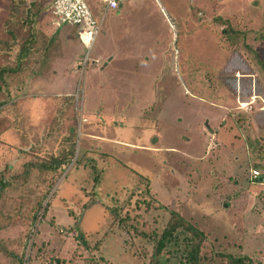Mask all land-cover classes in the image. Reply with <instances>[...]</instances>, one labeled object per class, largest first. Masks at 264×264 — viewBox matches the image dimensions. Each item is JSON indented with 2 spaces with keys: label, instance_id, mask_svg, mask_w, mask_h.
<instances>
[{
  "label": "rangeland",
  "instance_id": "374dc122",
  "mask_svg": "<svg viewBox=\"0 0 264 264\" xmlns=\"http://www.w3.org/2000/svg\"><path fill=\"white\" fill-rule=\"evenodd\" d=\"M23 1L26 27L13 49L0 44V70L27 32L55 50L43 72L38 51L26 75L0 79V264H149L172 212L205 233L206 264H226L220 253L264 264V0L126 3L70 70L65 96L40 84L66 49L73 58L77 33L57 28L49 0ZM19 2L0 0V38ZM228 26L244 33L232 49L218 37ZM116 50L131 74L114 93L90 67ZM159 260L188 264L169 246Z\"/></svg>",
  "mask_w": 264,
  "mask_h": 264
},
{
  "label": "trees",
  "instance_id": "16d2710c",
  "mask_svg": "<svg viewBox=\"0 0 264 264\" xmlns=\"http://www.w3.org/2000/svg\"><path fill=\"white\" fill-rule=\"evenodd\" d=\"M23 3L25 4L23 0H20L19 4H16L14 6L12 5L10 8L11 11L5 22L4 34L6 37L5 39L0 38V44H2L6 49H13V44H15V41L19 39L18 37L21 38V33H24V31H20L19 29L21 28L22 30H24L26 24H24V22H22L19 17L17 18L16 13L17 9H19ZM37 4L41 5L42 3L35 1L31 4V6L36 8ZM220 24L228 25L227 22L222 21L219 22V26ZM231 30L232 32H234V36L233 38H228V33ZM26 34V36H23L24 38H22L19 45L20 49L15 59V63L13 64V66H10L11 68H9L8 70H0V79H3V75H5L6 72H10L9 75L12 76L9 77H13L17 74L26 75L29 71V61L32 60V58L36 57V54H38V40H35L33 38V35L29 34L28 32ZM243 36L244 33L242 34L238 30L234 31L230 26H228L226 30L224 29L218 31L219 40L224 46L226 45V47H228L229 49L236 47L239 44L240 40H242ZM248 49L251 50L250 47H248ZM255 57L258 58L257 55ZM258 59L260 60V58ZM263 62L264 60L259 61L264 69ZM23 68H27V72H23ZM34 168H38V166L33 162L27 164L26 170L23 174L24 177L27 178L26 180H28L32 175ZM48 168L49 166L46 169ZM46 169L43 168V170ZM5 189L6 184L0 178V195L3 194ZM149 193L150 191L146 193V196L151 194ZM112 214L114 215V217L120 215L119 213H116V210L114 209L112 210ZM152 241L154 243V246L152 254L150 256L149 264H154L156 261L158 264H163L159 259H161V253L168 246L173 247L174 249H176V251L181 250V256L185 257L188 264H206L207 262L210 263V261L207 259L206 254L202 253V247L205 242V233L202 232L197 226H194L192 225V223L185 220L178 212L171 213V217L165 229L163 230V233L160 236L153 234ZM2 248H0V252L5 251ZM219 256L226 259V264H246V259L244 258H236L232 255L221 253L219 254Z\"/></svg>",
  "mask_w": 264,
  "mask_h": 264
},
{
  "label": "crops",
  "instance_id": "0c3cea01",
  "mask_svg": "<svg viewBox=\"0 0 264 264\" xmlns=\"http://www.w3.org/2000/svg\"><path fill=\"white\" fill-rule=\"evenodd\" d=\"M47 6H48V10L51 12V15H52L53 7H52L51 0H49V3ZM128 9H129V7H125L123 5V7L121 9H119L118 11L119 12L121 11V13L125 14L126 12L127 13L129 12ZM63 27H66V26H63ZM59 28H62V27H59ZM71 28L75 30V33H77V37H75L73 40L74 41V50H75L73 58H70L68 56L69 49H66L64 51L65 53L63 54L64 58L58 63V65L56 67L57 72H58L57 74L61 75V77L59 75L56 78L52 77V76H46L47 79H50L49 84L46 83V81H43V82H41L42 84H40V86H44V85L45 86H47V85L53 86L54 84H56V86L62 90V91H58V92H60L59 94H63L62 96H65V94L68 90L72 91L73 86H71V80H72L73 76L70 74V72H71L70 70L74 67L79 66V63L81 62L83 55L85 54V50H86L85 46L81 43V41L79 39L78 30L74 27H71ZM74 30H72V31L74 32ZM53 39H54L53 37H50V38L46 37V38H44V40H41L42 43H39V41H38L37 48H38L39 54L40 55H46L47 54L46 61L43 62V61L39 60V64L37 65L38 69H41L42 72L44 69H43V66H41V64H44V67L48 68L47 67L48 61L50 59L54 58L53 55L52 56L48 55L49 52H50V54L52 53L51 52L52 48H54L53 51L55 50V46H53V42H54ZM51 40H52V42H51ZM76 45H78V46H76ZM105 53L106 52H104V54L99 53L97 56V59L95 60V64H92V66L90 67L91 76H93V78H91V79H93V81L95 79L97 81H99V85L100 84L109 85L111 87V90L114 93H117V92L121 91V89H122V85H123L122 82H124V80L128 77V75L131 74L130 73V67L128 68V67L124 66V64H123L124 58L122 59L123 54H120L118 52V50H116L113 53V54H117V56H113V57H109V58L104 56ZM42 58L45 59L44 57H42ZM100 63H102V66H100ZM98 67H100V68H98ZM109 74L111 75L110 76L111 81H109V79H107V75H109ZM105 78L107 79V81H104ZM51 82H53L54 84L52 85ZM58 84H60L61 86H58ZM112 87H113V89H112ZM117 98H119V97H117ZM124 107H128V105H124ZM111 112H112V116H113V114L116 113V108L112 106ZM97 118L100 121V117H97ZM88 136L93 137V138H98L99 140L104 141L103 137H99V136H95V135H88ZM76 164H77V162H76Z\"/></svg>",
  "mask_w": 264,
  "mask_h": 264
},
{
  "label": "built area",
  "instance_id": "2783aa9c",
  "mask_svg": "<svg viewBox=\"0 0 264 264\" xmlns=\"http://www.w3.org/2000/svg\"><path fill=\"white\" fill-rule=\"evenodd\" d=\"M96 11L89 0H51L52 16L57 28L63 26L75 27L79 39L88 52H91L97 38L102 32L108 13L117 12L126 3L138 0H94ZM255 178L259 173L254 172Z\"/></svg>",
  "mask_w": 264,
  "mask_h": 264
}]
</instances>
